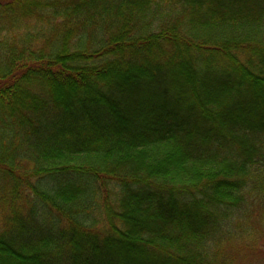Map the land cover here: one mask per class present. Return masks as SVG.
Masks as SVG:
<instances>
[{
  "label": "trees",
  "instance_id": "1",
  "mask_svg": "<svg viewBox=\"0 0 264 264\" xmlns=\"http://www.w3.org/2000/svg\"><path fill=\"white\" fill-rule=\"evenodd\" d=\"M264 0H0V264H264Z\"/></svg>",
  "mask_w": 264,
  "mask_h": 264
},
{
  "label": "rangeland",
  "instance_id": "2",
  "mask_svg": "<svg viewBox=\"0 0 264 264\" xmlns=\"http://www.w3.org/2000/svg\"><path fill=\"white\" fill-rule=\"evenodd\" d=\"M261 237H264V235L261 234Z\"/></svg>",
  "mask_w": 264,
  "mask_h": 264
}]
</instances>
